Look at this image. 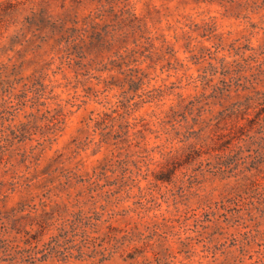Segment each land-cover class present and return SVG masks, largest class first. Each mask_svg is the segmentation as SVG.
Listing matches in <instances>:
<instances>
[{"label":"rangeland","instance_id":"obj_1","mask_svg":"<svg viewBox=\"0 0 264 264\" xmlns=\"http://www.w3.org/2000/svg\"><path fill=\"white\" fill-rule=\"evenodd\" d=\"M0 264H264V0H0Z\"/></svg>","mask_w":264,"mask_h":264},{"label":"trees","instance_id":"obj_2","mask_svg":"<svg viewBox=\"0 0 264 264\" xmlns=\"http://www.w3.org/2000/svg\"><path fill=\"white\" fill-rule=\"evenodd\" d=\"M159 179H162V177H159Z\"/></svg>","mask_w":264,"mask_h":264}]
</instances>
